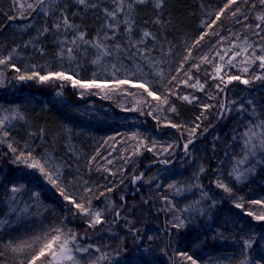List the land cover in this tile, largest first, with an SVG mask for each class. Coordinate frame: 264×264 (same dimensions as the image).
<instances>
[{"label":"trees","instance_id":"16d2710c","mask_svg":"<svg viewBox=\"0 0 264 264\" xmlns=\"http://www.w3.org/2000/svg\"><path fill=\"white\" fill-rule=\"evenodd\" d=\"M32 2L21 0V3ZM93 2L98 3L99 7L85 8L72 0H59L55 6H64L70 22L78 30L84 31L89 39H95L98 33L106 30L103 8L115 5L111 0ZM225 2L165 0L162 10L156 9L154 3L141 5L133 13L135 23L132 38L137 39L143 30L159 37L158 41L146 39L145 43L149 49H155L152 56L160 61L156 68L165 76L175 74L180 57L185 54V46L205 31L204 23ZM12 4L13 0H0V56H7L16 48L13 62L22 71L35 70L44 74L63 68L78 71L83 79H91L94 72L102 78H111L110 74L91 63L95 59V49L91 47L78 52L76 59L71 61L67 54L63 59L57 55L60 41L65 37L70 40L73 33V30L65 33L63 27L59 30L51 28L53 23L59 22L58 13L48 17L31 13L28 18L22 19L19 6L11 7ZM10 14L16 18L9 19ZM120 18L123 19V16ZM157 19L161 22L155 23ZM221 21L217 22L218 27L214 26L221 36L237 32L241 36L245 34L242 24H233L231 19L225 17ZM256 22L254 17L247 21L249 24ZM44 27L51 30L40 35ZM117 35L127 46L126 35ZM217 39L219 37L206 36L201 42L204 47L199 51L207 52V44ZM170 45L176 53L175 57L169 55L161 60V46L166 53ZM41 48L43 54L39 50ZM197 54V49H193V55ZM124 64L128 71L122 70L119 75L135 72L136 76L150 82L159 92H164L162 77L151 65L144 61L127 60ZM33 65L36 67L33 68ZM232 71L236 72L235 69ZM0 72H3L0 76V119L14 111H19L24 117L6 129L9 136L0 147V222H9L0 223V252L8 258L7 261L0 260V264H13V255L5 248L10 241L35 232L42 225L49 227L61 222L78 233L82 243L99 247L107 254V259L100 264H190L182 260L179 253L192 256L197 264H264V221H257L235 207L237 200L243 198L245 208L256 211V205L249 201L264 199V162H257L260 159L258 156L256 160L241 165L242 171L249 167L253 171L245 172L239 181L234 175H229L235 163L233 157L239 159L242 155L241 143L233 137L239 136L250 120L257 119L251 116L253 107L258 118L264 119V81L256 80L248 85L234 81L227 85L224 92L217 94V82L209 80L206 92L216 95V100H209L205 93L181 85L178 89L180 95H195L199 100L189 103L172 96L170 103L175 106L176 112L147 115L148 108L144 105L140 106L142 111L122 110L136 107L132 97L101 99L92 95L80 99L78 90L66 86L61 89L57 81H21L15 78L17 73L14 70L3 66H0ZM196 75L202 81L206 79L202 72ZM58 91L61 92L59 96ZM130 91L139 93L142 90L130 88ZM250 100L252 104H249ZM217 101L228 104L232 109L221 120L218 118L220 109ZM232 101L235 103H230ZM204 103L217 106L206 113L207 119L196 121L202 111L199 105ZM241 105L246 111H237ZM164 107L167 108V105ZM156 115H160L161 122L154 119ZM164 117L187 126H192L194 121L201 123L194 137L196 142L188 147L187 153L183 147L188 139L187 130L165 126ZM204 128H207L206 132ZM132 133L144 137L149 145L155 141L156 151L160 146H171L170 151L154 155L142 149L125 164L118 157L125 147L123 141ZM109 137L121 141L116 144L111 156L108 152L113 141ZM8 143L18 150L34 148L35 154H47L59 162H66L69 167L64 171L68 179L87 180L99 191L113 188L112 192H106L105 197L92 201L93 209L103 210L105 222L90 228L88 217L74 215L76 210L71 204H64L66 201L44 176L22 163L13 162L15 156L9 150ZM98 149L100 156H96L90 169L88 161ZM123 155L127 156L128 153L124 152ZM104 156L113 163L107 164L102 159ZM164 160L168 162L161 163ZM97 164L101 168L99 171ZM105 167L112 174L104 171ZM202 168L204 171H201ZM134 176H142L136 186L132 179ZM217 178L231 187L234 195L218 188ZM12 184L25 186V191L18 194L16 204L10 199L13 195L9 190ZM169 184L175 185V188L169 189ZM176 189L181 191L177 193ZM30 192H39V200H30L26 194ZM25 202L32 205L29 209L31 214L18 216L10 211L17 204L23 208ZM115 209L121 211L119 222ZM176 217L185 221L184 227H172L178 223ZM245 241H249L250 245L245 246ZM97 255L99 253H94V257Z\"/></svg>","mask_w":264,"mask_h":264},{"label":"snow or ice","instance_id":"6c2138e0","mask_svg":"<svg viewBox=\"0 0 264 264\" xmlns=\"http://www.w3.org/2000/svg\"><path fill=\"white\" fill-rule=\"evenodd\" d=\"M257 2L259 8L257 7ZM75 3L85 8L96 9L99 7V4L93 2V0H75ZM150 3H154L156 9L162 10L165 0H112V4L115 7L103 8L105 16L104 27L106 30L98 33L95 39H89L84 31L78 30L77 26L70 22L64 6H55V0H33L32 3H21V0H13L11 7L19 6L20 18L22 19L28 18L31 13H36L37 15L43 14L45 17L58 13L59 22L53 23L51 28L59 30L63 27L65 33L68 30H73V33L70 40L65 37L64 40L60 41L57 55L63 59L64 55L67 54L68 60L71 61L76 59L78 52L91 47L95 49V59L91 63L101 68L106 74H110L111 78H102L94 72L91 79H83L78 71L74 69L64 70L63 68L58 71H48L44 74L35 70L30 72L22 71L13 62L14 56L17 53L16 48H13L7 56H0V66L14 70L17 73L15 78L21 81L36 80L39 83L60 81L59 87L61 89L65 84H70L71 87L78 90L80 99L92 95L99 96L101 99H113L116 96L132 97L136 107L122 110L142 111L140 106L144 105L148 108L147 115H153L154 112L157 114L165 111L176 112L175 106L170 103V97L172 96H176L178 99L189 103L199 100V97L195 95H180L178 89L181 85L194 91L205 93L209 100H216V95L206 92L209 80L217 82L215 84L217 94L224 92L227 85L234 81H238L244 85H248L256 80L264 81V0H226L223 6L216 10L212 17L204 23L203 27L205 31L195 38L191 44L185 46V54L181 55L175 74L170 73L168 76H165L161 70L156 68V65L160 61H156L155 57L152 56V51L155 49H149L145 43L146 39L158 41L159 37L147 30H143L137 39L134 40L132 38L135 23L133 13L139 6ZM121 15L123 19L120 18ZM222 17L231 19L233 24H242L245 34L241 36L237 32L232 33L230 36H221L214 26H219L217 22L222 23ZM250 17H254L257 22L255 24L247 23ZM8 18L15 19L16 17L10 14ZM160 22L159 19L155 21V23ZM121 24H123V28H121ZM208 29H212V31L209 32ZM50 30L49 27H44L40 35H44ZM118 33L126 35L127 46H125L124 42L120 41ZM209 35L219 37V39L207 44V52L199 51L200 48L204 47L201 42ZM193 49H197L198 51V54L195 56L193 55ZM39 50L43 54V49ZM169 55L172 57L176 55L171 45L166 53L161 46V60H164ZM126 60L130 62L144 61L151 65L162 77L161 83L164 87V92H159L150 82L136 76L135 72H131L130 75H119L122 70L128 71L124 64ZM35 67L33 65V68ZM79 67L80 65L77 64V68ZM233 69L236 70L235 73L232 71ZM201 72L206 77L203 81L196 75ZM2 75L3 72H0V76ZM132 77H135V79H132ZM130 88H138L142 91L135 93L130 91ZM57 95H61V92L58 91ZM230 103H235V101ZM217 104H219L220 109L218 118H222L225 113L232 111L228 104L221 101H217ZM249 104H252L251 100ZM165 105H167V108L164 107ZM199 106L202 111L196 117V121L202 122V119H207L206 113L217 105L204 103ZM237 111L244 112L246 109L241 105ZM142 114L144 113L142 112ZM251 116L257 117V119L250 120L245 126V130L239 136L233 137L234 140L240 141L242 155L239 159L235 156L233 157L235 163L229 175H234L238 181L245 176V172L253 171L252 167L242 171L241 165L256 160L258 156L260 159L257 162H264V119L258 118V113L254 107ZM17 118L24 119L19 111H14L11 116H4L3 119H0V136L5 138L0 140V143L6 142L9 136L5 121ZM154 119H157L158 123L161 122L160 115L154 116ZM196 121L193 122L192 126H187L174 123L168 120L167 117L163 118L165 126L177 130H187L188 139L183 145L186 153L189 145L194 142L197 131L201 128V123H197ZM203 131L206 132L207 128H204ZM108 139L113 141L109 145L110 150L108 152V155L111 156L112 151L116 148V144L121 143V141H117L116 137H109ZM105 143L107 144V141ZM123 143L125 147L122 149V154L118 159H122L125 164L131 160L132 156L139 154L142 149L153 152L154 155H159L169 152L171 148V146H160L159 151H156V142L153 141L149 145L146 139L138 133H132ZM7 146L15 156L14 163L19 162L29 169L37 170L44 176L48 184L57 189L63 200L72 205L76 210L74 215L88 217L87 224L90 228H94L96 225L104 222L103 210L99 208L93 209L92 201L105 197L106 192H112L113 188L109 187L104 191H99L96 187L90 185L87 180L68 179L64 171L69 167L66 162H59L55 157L47 154L43 156L35 154L34 148L22 151L14 147L12 143H8ZM124 152H127L128 155H123ZM96 156H100L99 149L96 155L88 161L90 169L93 162L96 161ZM102 159L107 164L113 163L107 156L102 157ZM167 162L166 160L161 161V163ZM96 169L98 171L101 170L99 164L96 165ZM103 170L109 171L112 174L107 167L103 168ZM122 171L123 169H121V173ZM201 171H204V169L202 168ZM141 178L142 176H134L132 179L135 182ZM216 186L223 189L229 195H234L233 189L219 178H217ZM197 187H200V185H197ZM168 188H175V185L169 184ZM9 190L13 194L10 199L13 204H16L19 199L18 194L25 191V186L22 184L19 186L12 184ZM180 191L181 189H176L177 193ZM26 194L29 195L30 200H39V192ZM205 195L207 194L205 193ZM164 199L167 201V197H164ZM167 202L171 203V201ZM249 203L258 205L260 211L246 209L243 198L237 200L235 207L244 210L246 215L253 217L257 221H264V199H254L249 201ZM31 207L30 203L25 202L23 208H20L17 204V206L11 207L10 211L17 213L18 216L29 215L31 214L29 211ZM114 211L115 217L120 218L121 211L119 209H115ZM176 219L178 223H174L172 227H184L185 221L179 217H176ZM0 223L9 222L5 220ZM81 241L82 237L78 233L67 228L61 222L60 224H52L46 228L42 227L39 232L29 234L26 238H21L18 241H10L5 248L12 253L13 264H100L101 261L107 259V254L102 252L101 248L95 247L92 244H84ZM249 245L250 242L245 241V246ZM94 253H99V255L94 257ZM178 255L182 260L190 262V264H197V260L187 253H179ZM7 259L4 253L0 252V260L7 261Z\"/></svg>","mask_w":264,"mask_h":264},{"label":"rangeland","instance_id":"374dc122","mask_svg":"<svg viewBox=\"0 0 264 264\" xmlns=\"http://www.w3.org/2000/svg\"><path fill=\"white\" fill-rule=\"evenodd\" d=\"M58 1H59V0H55V4H57ZM72 1L75 2V0H72ZM111 2H112V0H111ZM57 82L61 84L60 81H57ZM65 86H66V87H70L71 89L77 91V89L71 87L70 84H65ZM11 114H12V113H11ZM8 116H11V115H8ZM2 119H3V118H2ZM221 119H222V118H220V120H221ZM20 120H21V119L17 118V119H13V120H10V121H5L6 129H7V128H10V127L13 126V125H15V124L18 123ZM2 139H4V137L0 136V140H2ZM1 145H2V143H0V147H1ZM189 146H190V145H189ZM1 150H2V148H0V151H1ZM160 165H162V164L160 163ZM149 167H150V166H149ZM149 167H148V168H149ZM139 182H140V179H139V180H136V181L134 182V185L136 186V184H138ZM64 204L69 205V203H66V202H64ZM112 207H113V205H112ZM255 208H256V211H257V212L260 211V208H259L258 205H256ZM156 214H157V213H156ZM120 218H121V217H120ZM120 218H117V221H118V222L120 221ZM104 222H105V221H104ZM118 222H117V223H118ZM110 223H111V222H110ZM101 224H102V223H101ZM107 224H108V223H107ZM42 227H45V228H46L47 226L42 225V226H40V228H39L38 230H36L35 232H29V233L24 234V236H20V237H18V239H17L16 241H18V240L21 239V238H26L29 234H33V233L39 232V230H40Z\"/></svg>","mask_w":264,"mask_h":264},{"label":"water","instance_id":"95a60500","mask_svg":"<svg viewBox=\"0 0 264 264\" xmlns=\"http://www.w3.org/2000/svg\"><path fill=\"white\" fill-rule=\"evenodd\" d=\"M207 133H208V132H207ZM195 142H196V141H194L193 143H195ZM193 143H192V144H193ZM192 144H190V146H191Z\"/></svg>","mask_w":264,"mask_h":264}]
</instances>
